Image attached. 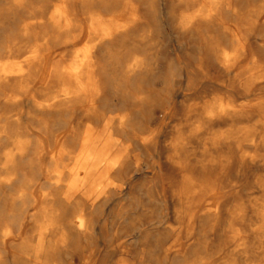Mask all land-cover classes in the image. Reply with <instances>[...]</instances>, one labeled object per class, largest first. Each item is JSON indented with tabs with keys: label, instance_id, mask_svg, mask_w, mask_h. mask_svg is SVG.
<instances>
[{
	"label": "bare ground",
	"instance_id": "bare-ground-1",
	"mask_svg": "<svg viewBox=\"0 0 264 264\" xmlns=\"http://www.w3.org/2000/svg\"><path fill=\"white\" fill-rule=\"evenodd\" d=\"M10 241L34 264H264V0H0Z\"/></svg>",
	"mask_w": 264,
	"mask_h": 264
},
{
	"label": "rangeland",
	"instance_id": "rangeland-1",
	"mask_svg": "<svg viewBox=\"0 0 264 264\" xmlns=\"http://www.w3.org/2000/svg\"><path fill=\"white\" fill-rule=\"evenodd\" d=\"M169 32H170L169 33L170 35H168L166 37L167 38L166 44L169 47L167 56H168V60H175L177 55H180V54L183 55L186 52H184L185 50H177V51L174 50V47L179 45V43H178L179 37L176 35L174 29L169 30ZM189 47L190 46H188V48ZM227 49L229 52H231L233 50V48L230 46H227ZM194 79L196 82H199L197 77H195ZM208 96H210V95H208ZM210 98L211 97H209L208 99H210ZM203 100L204 99H202L200 97L197 100L195 98H192V99L185 100L183 103L177 105V107L174 109V113H173V116L171 118V124H170L171 130L169 132L170 133L169 138L172 139V138L176 137L179 134V132L184 133V135L186 137L187 134H189V131L181 130V128H183L185 125L186 126L188 125L191 128H194V127L196 128V127L201 125V120L198 119L197 114L194 112L189 113L188 111L192 110V108L195 107L194 104H198L197 106H199L203 102ZM236 104H239V102ZM182 110L185 111L184 114L182 113ZM257 122H258V120L255 119V120L250 121V122L236 124L235 125L236 127L233 128V133L236 132L235 128H240V127H250V130H251L250 132L254 133L255 128L252 126L257 124ZM204 130L205 129H203V128H198V130L196 131V136H202L205 133ZM235 147H236V149H238L237 146H235ZM188 148L190 151L189 154H191L192 158H195V160H201L202 159L203 148H199L198 146H196V145L194 146L192 144H189ZM247 150H248L247 145H245L242 148V152H246ZM173 151H174L173 148L170 147L169 153L167 155L168 156L173 155ZM159 173L161 174V171H159ZM18 232H19V228L16 227L14 230L15 235H17ZM28 235H30L32 238H34V235L32 236V234H30V233ZM16 251H17V248L15 245V241L14 242L10 241L5 247L0 248V264H34L32 256L28 259H25V262L20 260L19 258H16L15 257Z\"/></svg>",
	"mask_w": 264,
	"mask_h": 264
}]
</instances>
